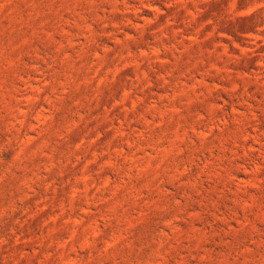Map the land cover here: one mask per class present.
I'll use <instances>...</instances> for the list:
<instances>
[{"label":"rangeland","instance_id":"374dc122","mask_svg":"<svg viewBox=\"0 0 264 264\" xmlns=\"http://www.w3.org/2000/svg\"><path fill=\"white\" fill-rule=\"evenodd\" d=\"M0 264H264V0H0Z\"/></svg>","mask_w":264,"mask_h":264}]
</instances>
